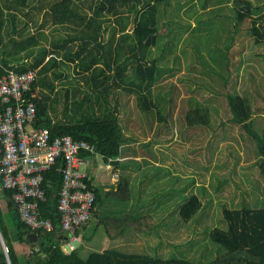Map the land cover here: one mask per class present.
<instances>
[{
    "label": "trees",
    "instance_id": "obj_1",
    "mask_svg": "<svg viewBox=\"0 0 264 264\" xmlns=\"http://www.w3.org/2000/svg\"><path fill=\"white\" fill-rule=\"evenodd\" d=\"M261 1L234 0L231 8L236 31L240 32L241 25L249 21L247 31L258 46L264 45V12L254 2ZM42 2L0 0V78L10 71L21 73L37 70L32 91L40 90L41 96L35 100V127L48 129L53 137L71 136L75 141H85L94 146L98 156L106 163L119 164L130 139L116 115L119 95L136 99L149 129L153 127L152 114L155 110L158 120L161 123L166 121L151 96V87L158 78L159 70L156 60H149V53L159 43V6H169L172 0H47L48 19L36 27L35 14L29 13L28 9L42 11L45 9ZM18 14L30 16L38 32L23 36L28 24L24 23L23 29L18 28ZM111 18L114 23L111 39L107 43L104 39L107 30L105 23ZM49 23L54 27L53 32L60 29L66 32L64 37L57 36L49 45H44L38 36L45 37L42 29ZM65 65H72L75 73L82 76L93 91L95 103L102 110V115L89 113L88 103L92 99L88 93L82 99L77 100L75 97L72 101L76 114L69 121L51 118L48 96L44 91H54L50 76L61 78V67ZM73 93L77 96V89ZM64 97L65 102L69 103L68 90ZM227 99L232 114L230 123L234 127L245 128L257 143L260 159L258 168L264 177V128L256 125L259 110L253 108L248 97L235 92L228 93ZM108 105L113 107L110 109ZM186 119L189 128L205 129L210 122L209 108L197 105L188 111ZM149 143L142 146L148 147ZM90 156L94 155L82 154V157ZM62 166L61 162L58 163L45 175L46 200L41 203L40 211L44 219L53 222L54 231L34 232L41 243L28 241L27 237L33 231L21 221L11 191L3 188L7 209L4 211L0 205V235L7 252L0 239V264H264V205L259 208L244 206L240 209H225L226 228H215L210 233V239L221 256L204 263L183 258L162 259L146 254H128L116 248L92 251L84 258L81 255L83 243L73 252L67 253L64 247L67 236L61 232L57 211L62 185L59 169ZM90 182V188L97 197L96 208L103 205L109 195L119 202H129L131 199L128 177H121L118 190L112 192H104L94 186L92 180ZM182 200L180 216L186 222L194 221L202 209L200 197L191 195ZM120 224L121 231L130 230L136 235L145 236L156 233L160 237L158 231L162 228V223L156 222L149 212L145 216L130 213ZM117 236L118 233L113 234L110 230V239Z\"/></svg>",
    "mask_w": 264,
    "mask_h": 264
},
{
    "label": "rangeland",
    "instance_id": "obj_2",
    "mask_svg": "<svg viewBox=\"0 0 264 264\" xmlns=\"http://www.w3.org/2000/svg\"><path fill=\"white\" fill-rule=\"evenodd\" d=\"M46 1L42 3L45 5ZM233 2L172 0L169 6H159V43L149 53V60H156L159 70L151 87V96L166 121L161 123L155 110L153 127L149 129L136 99L120 95L116 115L127 135L138 139L131 148L148 158L140 160L145 176L151 177L144 187L148 194L143 196L146 205L166 202L168 216L163 220L165 226L158 231L160 237L156 233L133 235L137 240L130 243L111 242L108 237L98 235L93 242H83L81 255L84 258L102 247L162 259L174 257L195 263L208 262L221 256L210 233L215 228H226L224 210L264 205V177L258 168L257 143L245 128L230 123L232 114L227 99V94L232 92L248 97L260 113L256 125L264 128V45L254 43L247 31L249 21L241 25L240 32L236 31L231 10ZM254 3L264 12V0ZM44 8L42 11L28 9L29 13L35 14L36 27L48 19V7L45 5ZM24 23L28 24L26 28ZM113 23V18L105 23L107 43L111 39ZM16 24L20 29L25 28L23 36L38 32L30 16L18 14ZM53 29L49 23L42 29L45 37L38 36L44 45H49L57 36H65V29L57 32ZM61 71V78L50 76L54 91H44L51 118L69 121L76 114L72 101L75 97L80 100L88 93L92 99L88 103L89 113L102 115L93 91L82 76L75 73L74 67L65 65ZM76 89L78 93L74 96ZM66 90L69 91V103L65 102ZM113 105L108 107L111 109ZM197 105L209 108L210 122L205 129L187 125L186 115ZM148 142V147L142 146ZM151 154L161 157L158 163L168 169L153 170L148 161L152 159ZM171 188L172 205L168 197ZM159 194L163 195L159 197ZM191 195H198L203 205L194 221L186 222L180 216V207L182 198ZM152 212L149 214L157 213ZM162 213L164 217L166 213ZM157 221L161 223L156 218ZM97 229L92 223L88 230L91 233Z\"/></svg>",
    "mask_w": 264,
    "mask_h": 264
},
{
    "label": "built area",
    "instance_id": "obj_3",
    "mask_svg": "<svg viewBox=\"0 0 264 264\" xmlns=\"http://www.w3.org/2000/svg\"><path fill=\"white\" fill-rule=\"evenodd\" d=\"M36 79L37 70L10 71L0 78V181L11 191L21 221L33 233L53 232V222L42 217L40 205L46 200L45 175L63 164L57 211L61 232L67 235L65 251L71 253L81 244L78 232L96 211L97 197L82 154H98L85 141L53 137L48 129L35 127V100L40 98L38 89L32 91Z\"/></svg>",
    "mask_w": 264,
    "mask_h": 264
},
{
    "label": "crops",
    "instance_id": "obj_4",
    "mask_svg": "<svg viewBox=\"0 0 264 264\" xmlns=\"http://www.w3.org/2000/svg\"><path fill=\"white\" fill-rule=\"evenodd\" d=\"M125 134L128 138H130L126 132ZM137 141L138 139L136 138L128 139V144L125 145L124 157L119 160V164L106 163L103 160V158L100 156L84 157L86 161L84 168L87 169V171L89 172L94 186L103 189L104 192L117 191L120 178L124 176L128 177L130 182L131 199L129 202H119L114 200L111 197V195H109V197H107V199L104 201L103 205L96 208L92 221L87 225L85 229H83L81 232L78 233L79 238L81 239V244L84 242L85 239L88 240L85 241L84 243L86 242L90 243L95 241L94 238L97 239L98 235L100 237L109 238L110 230L113 234L118 233V236L116 238L114 239L109 238L111 242L131 243V241L137 240V238L134 239L133 235L138 237L140 236L139 234L136 235L130 230L121 231L122 228L120 223H122V220L125 218V216H127L130 213H134L140 216L141 215L145 216L147 215V212L150 211H153L152 213L157 212L156 215L153 216L155 217V219L156 218L160 219L161 223L163 224L162 226H165L163 220L165 219V217L168 216L166 210L167 203L162 201L161 203L149 204L148 206V204L146 205L144 201L145 198H143V196L147 197L148 195L147 192H145L144 187L147 184V182L151 180L149 179L151 177L149 175L145 176L146 171L143 168V164L140 162L142 158L143 159L145 158L148 159V158L145 155L142 156L139 153H137L136 150H134V148H131V144ZM150 158L152 159L148 161L150 164H152L151 167H157L158 169L159 168L168 169L167 166L163 167L161 164L158 163L161 157L153 156L151 154ZM154 169L156 168H153V170ZM175 174L176 177H178L177 173ZM2 190L3 187L0 181V205L3 208V210L6 211L7 199L3 194ZM168 194H169L168 197L170 202V200L173 198V188H171L170 191H168ZM162 195L163 194H159V197ZM170 204L172 205V200ZM175 208L177 209L178 205H176ZM162 212L166 213L164 217ZM92 223H94L95 227H97L98 229L97 231H93L89 233L88 229L90 228V225ZM99 228L102 229L98 231ZM65 236L67 235L65 234ZM129 237H131V239ZM97 251L102 252L104 251V248L101 247L97 249Z\"/></svg>",
    "mask_w": 264,
    "mask_h": 264
},
{
    "label": "water",
    "instance_id": "obj_5",
    "mask_svg": "<svg viewBox=\"0 0 264 264\" xmlns=\"http://www.w3.org/2000/svg\"><path fill=\"white\" fill-rule=\"evenodd\" d=\"M27 238H28V241L31 242V243H41V242L38 241V236L35 233L29 234ZM0 239H1V242H2V245H3L4 249L6 250L1 235H0Z\"/></svg>",
    "mask_w": 264,
    "mask_h": 264
}]
</instances>
